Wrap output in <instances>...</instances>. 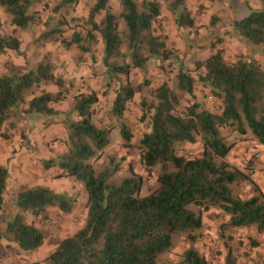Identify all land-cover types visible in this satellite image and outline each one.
<instances>
[{
	"label": "trees",
	"instance_id": "1",
	"mask_svg": "<svg viewBox=\"0 0 264 264\" xmlns=\"http://www.w3.org/2000/svg\"><path fill=\"white\" fill-rule=\"evenodd\" d=\"M161 1L167 2L165 8L176 26L193 27L194 17L185 0H118L117 14L109 10L108 0H93L83 18L84 33L73 31L68 39H61L64 48L74 45L80 52L88 51V43L100 39V62L117 79L109 107L117 119H122L128 103L148 86L147 81L129 79L130 69L144 70L149 58L166 56L164 38L153 27L160 21ZM256 1L257 8H248L231 25L245 42L264 51V0ZM34 2L0 0V8L9 24L23 29L32 20L29 8ZM73 2L76 0H59L54 8ZM119 19L124 22L123 29L118 28ZM57 33L54 28L40 36L45 39ZM18 44L15 35L0 34V51H17ZM192 71L179 65L173 72V87L161 81L141 94L140 119H148V127L135 142L127 124L120 121V146L135 147L141 165L154 174V183L144 194H140L141 174L130 166L124 174L118 173L119 158L107 155L104 162L94 164L112 129L99 127L91 119L92 105L98 101L96 89L73 91L70 81L54 74L47 55L23 72L0 74V129L18 104L26 103L24 113L49 116L57 113L51 105L72 91L67 114H73L74 119L64 121L65 150L41 160L40 165L44 169L55 166L60 170L57 176H68L81 184L83 220L74 232L57 241L42 259L44 264H157L177 237H182L185 247L171 264H210L195 246L202 233L203 213L209 208L225 216L218 226L219 236L240 227L264 232V193L247 167L225 160L233 141L222 131L226 128L264 144V66L252 57L228 62L217 48L194 61ZM195 84L219 99V111L197 102L180 105L181 96L192 97ZM45 85L55 90L44 89ZM197 138L198 155L177 153L184 143H194ZM7 178L6 168L0 165V211ZM243 187H249L250 194H245ZM73 202L72 196L46 186L22 184L16 192L15 212L3 222L0 238L12 242L19 251L32 252L42 245L43 233L26 222L24 212L43 216L47 207L55 206L66 213ZM226 240L223 264H236ZM256 245L251 241V247Z\"/></svg>",
	"mask_w": 264,
	"mask_h": 264
},
{
	"label": "rangeland",
	"instance_id": "2",
	"mask_svg": "<svg viewBox=\"0 0 264 264\" xmlns=\"http://www.w3.org/2000/svg\"><path fill=\"white\" fill-rule=\"evenodd\" d=\"M58 2L59 0H35L29 8L32 20L23 29L9 24L7 15L0 8V34L15 35L19 41L17 51L8 49L0 51V74L23 72L31 68L43 55H47L53 66V70L59 68L67 74L69 71L82 73L75 80V85L70 78H64L65 81L72 83L71 89L75 91L76 88L82 87L84 82L83 75L89 69L92 78H94V80H91L93 85H106L104 89H96L101 97L92 105L91 119L99 127L112 128L108 135V143L99 157L96 158L94 164L95 166L99 165L106 160L107 155H112L115 159L119 158L121 160L118 172L121 175L127 171L126 159H130L132 161L131 165L134 167L133 169L143 177L140 194L146 193L147 188L153 185L154 174L151 170L141 165L138 151L135 147L132 152H125L123 154L118 152V145H120L118 127L120 121H124L132 133L133 142L147 129L148 119H140L141 112L139 110V100L143 93H147L149 89L161 81H166L169 86L173 87V72L179 65L193 74L194 61L205 58L217 48L222 49L223 57L228 62L236 58L252 57L260 65L264 66V51L262 48L245 42L231 25L234 19L246 14L248 8H257L259 3L256 0H185L186 8L191 16L194 17V25L190 28L176 26L173 22V16L165 8L167 2L161 1L160 21L154 22L153 27L154 31L164 38L166 56L162 59L149 58V62L144 70L130 69L128 74L129 79L134 82L147 81L148 86H144L142 95L136 94L128 103L122 119H117L109 113L110 98L114 87L117 85V79L115 76L107 73L106 68L100 62V39L96 38L95 41L88 43L89 50L86 52H80L74 45L64 48L61 44V39H68L73 31L84 33L85 24L83 18L87 15V10L93 3V0H76L75 3L63 5L56 9L54 6ZM107 5L109 10L115 14L120 11L118 0H108ZM96 19L98 22L101 20L99 16ZM54 28L59 33L50 35L45 39L40 36L43 31ZM118 28H124V22L121 19L118 20ZM47 87L49 85H45L44 89H47ZM193 92L192 97L186 95L179 98L181 106L187 105L190 102H197L200 106L210 111L217 112L220 110L221 104L219 99L211 96L207 89L199 84H195ZM25 104L23 102L13 108L8 119L0 129V155L8 151L10 156L7 159L16 155L18 160L27 159L29 166L36 167L38 163L35 161L37 157H35V152L26 151L28 146L32 147L29 140L31 132L28 133L25 131V128L17 125L18 120L21 119V113H24L23 105ZM70 106L71 102L63 104L65 110L61 112L63 113L62 118H59V116L48 117L47 115L35 114V119L31 118V122L53 126L55 131L53 135L57 137V144H61L63 140L60 138V134H58L60 128H58L57 124H61L63 129H65V119H74L73 114H67ZM39 120L41 121L39 122ZM222 131L224 134H227L229 140L233 141V146L228 151V154L231 150H236L235 144L238 141L245 142L252 140L248 138V135L246 136L247 138H241L235 132L233 133L226 128ZM22 146L27 148L21 149ZM33 147L36 152L40 149L36 145ZM199 152V138L194 143H184L177 151V153L188 157L198 155ZM249 153L251 157H254L251 150H249ZM227 155L225 156V160L229 162ZM229 163L234 164L232 162ZM39 167L42 168L41 165ZM74 187L76 196H80L81 191H83L82 186L76 188L77 186L74 185ZM11 192H13V188L11 187H8L4 192L3 208L0 211V230L2 229L3 222L8 219L3 210H9V213L12 215L16 209L15 206L14 210L10 211L9 209L13 203L11 201ZM243 192L250 194V188L243 187ZM84 203L85 199L80 197L75 211L68 213H45L43 216L33 217L29 212H24L26 222L33 223L42 231V248L36 254L34 252H22L17 250L12 242L3 238L6 244H0V264H44L42 259L54 247L57 241L74 232L82 223ZM224 220L225 216L215 208H209L203 213L202 233L195 242V246L209 263L223 264L225 254L224 241L226 240V236H229L226 242L229 243L235 255L236 264H264V232L257 233L253 227H240L227 230L223 236H219L218 226ZM251 241L257 242V245L251 247ZM184 247L185 243L182 237H177L173 247L159 257L157 264H171L176 261L179 259Z\"/></svg>",
	"mask_w": 264,
	"mask_h": 264
},
{
	"label": "crops",
	"instance_id": "3",
	"mask_svg": "<svg viewBox=\"0 0 264 264\" xmlns=\"http://www.w3.org/2000/svg\"><path fill=\"white\" fill-rule=\"evenodd\" d=\"M54 74L58 75L60 74L63 78H70L74 85L76 84L75 80L78 79L80 74L77 71H69L68 74L65 73L64 71L60 70L59 68L54 70ZM82 76V75H81ZM83 85L81 90H86V89H97L99 90L100 88H103V85L96 86L91 83V80H94L92 78L90 71L88 69L87 73H84L83 75ZM97 81V80H96ZM87 85V86H86ZM76 87V86H75ZM48 90L54 91L55 87L52 85H49L47 87ZM101 90V89H100ZM72 95V91L70 94H68L65 99L53 103L51 106L53 109L57 111L56 114L49 115L48 117L52 116H59V118L63 117V113H61L63 110V104L66 102H71L70 96ZM100 94H98V98H100ZM112 98V95H111ZM110 98V100H111ZM69 99V100H68ZM26 108V104L23 105V110ZM35 114L37 113H21L20 117L21 119L18 120L17 125L21 126L22 128H25L26 132L30 133V143L32 144V147L28 146L26 149L24 146L21 147V149H26V151H33L35 152V161H37L38 164H36V167L29 166L27 159H17L16 155L11 156L10 159H7L8 156H10V153L8 151L5 152V154L0 155V165H3L8 173V178L6 181V187L5 190H7L8 187L13 188L12 198L11 201H13L12 206L9 207L10 211L14 210V200L16 197V192L17 189L19 188L20 185L22 184H27L28 186H33V185H40V186H46L53 191L57 193H65L68 196H72L74 198L73 205L70 209L71 212L75 211V209L78 206L80 197H83L85 199L83 191H81L80 196H76L75 194V186L78 188V186H81L80 183L74 181L71 177L68 176H57L60 173V170L55 167L51 166L49 168H40V161L47 159L49 157H53L65 150V145L64 143L57 144V137L54 132V127L51 126L50 124L48 126L42 125V124H36L35 122H31V118L35 119ZM41 120H39L40 122ZM36 125V127H35ZM40 125V126H39ZM60 128L58 131V134H60V138L63 139L66 131L63 129V126L61 124H57ZM53 128V129H52ZM36 129V131H35ZM11 131V130H9ZM34 133V135H32ZM55 140L53 141V139ZM34 145L38 146L40 149L39 151L36 152L34 149ZM235 146L237 147L236 150H231L229 154L227 155L229 162H232L240 167H248L249 171L252 173V176L254 177L257 185L261 189V191L264 193V144H259L256 143L253 140L250 141H238ZM134 148L129 147L127 148H122L120 145H118V152L121 154L125 152H132ZM249 150L253 152V156H250ZM137 154V152H135ZM9 154V155H8ZM252 154V153H251ZM31 155V153H30ZM39 159V161H38ZM131 160L126 159V167L130 166L132 169L134 168L133 165H131ZM55 177H53V176ZM82 188V187H81ZM82 190V189H81ZM5 192V191H4ZM4 196V194H3ZM76 198V199H75ZM10 200V199H9ZM7 216V218L11 217V214L9 213V210L7 209L3 210ZM69 211V212H70ZM65 213L57 209L56 207H47L46 213ZM68 213V212H66ZM203 219V216H202ZM4 242V243H3ZM0 244H6V242L3 240V238H0ZM42 248V245L39 246L37 249H35L34 254L38 253V251ZM44 250V249H43ZM251 264V263H248Z\"/></svg>",
	"mask_w": 264,
	"mask_h": 264
}]
</instances>
